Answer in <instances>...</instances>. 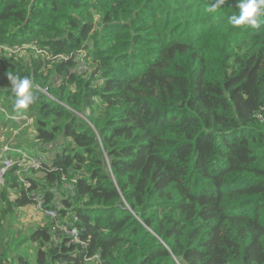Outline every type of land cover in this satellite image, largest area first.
<instances>
[{"label":"trees","instance_id":"obj_1","mask_svg":"<svg viewBox=\"0 0 264 264\" xmlns=\"http://www.w3.org/2000/svg\"><path fill=\"white\" fill-rule=\"evenodd\" d=\"M213 3L0 0V130L32 119L12 148L49 160L30 187L17 163L4 175L0 264H31L28 242L35 264H264V25ZM6 73L34 83L27 109ZM30 191L61 200L87 246H54L51 221L18 238L5 221Z\"/></svg>","mask_w":264,"mask_h":264},{"label":"built area","instance_id":"obj_2","mask_svg":"<svg viewBox=\"0 0 264 264\" xmlns=\"http://www.w3.org/2000/svg\"><path fill=\"white\" fill-rule=\"evenodd\" d=\"M85 69L86 65L82 60L80 64V70L85 71ZM259 117L261 118V116ZM13 118L19 120L21 118L27 117L21 116ZM11 151L17 152L19 155L14 158L16 161H14V159L5 158L3 167L0 169V179H2V176L4 174H6L8 168L17 163L18 170L16 174L18 175L21 182L26 184L27 187H30L31 184L26 179L25 175L27 176V174L32 170H37L41 167L44 168L46 159L43 155L27 154L23 149L12 148ZM62 180L67 181L68 177L65 174H62ZM77 180V176H74L71 178L70 182L64 185V190L68 192L70 196H75L76 194L75 185L77 183ZM55 190L57 191V193L62 192L61 189L55 188ZM27 195H31L29 197H32L34 205L37 207V209L50 219L52 224V243L54 246H59L62 243H65L66 246H71L73 244H81L84 247L87 246L88 243L82 241L78 227L74 224V222L69 220L70 211L66 209L64 203L61 200H56L51 206H47L44 193H34L30 191ZM85 260L86 262H95L97 264H102V261L98 254H95L93 256L87 254L85 256Z\"/></svg>","mask_w":264,"mask_h":264},{"label":"clouds","instance_id":"obj_3","mask_svg":"<svg viewBox=\"0 0 264 264\" xmlns=\"http://www.w3.org/2000/svg\"><path fill=\"white\" fill-rule=\"evenodd\" d=\"M224 3L225 0H215V3L208 6L206 11L216 13ZM236 7L239 9V15L229 17V23L233 27L250 26L252 29L259 30L264 25V0H237ZM6 75L11 84V91L15 95L14 110L27 109L34 100L32 91L35 87L34 83L27 77L19 78L11 73H6ZM4 175L2 180H4Z\"/></svg>","mask_w":264,"mask_h":264},{"label":"rangeland","instance_id":"obj_4","mask_svg":"<svg viewBox=\"0 0 264 264\" xmlns=\"http://www.w3.org/2000/svg\"><path fill=\"white\" fill-rule=\"evenodd\" d=\"M20 49H22V50L20 51ZM20 49H13V50L8 51V52L11 55H19V56H23V57L27 58V54H25L24 48H20ZM0 109L4 110L2 108V105H0ZM87 121H88V119H87ZM31 124H32V119H30V118L26 119V122H24V124H22L21 128L18 130H14L12 135H9L8 134L9 132L6 129L0 130V158L3 156L2 162H4L5 158H7V155H8L7 152H10L12 150L13 146L11 144H12L13 140L15 141V139H16L15 137L19 133V131L27 129L28 133L33 132L34 129H33V126H31ZM28 136H29V134L23 135L22 139L27 140V138H29ZM25 152L27 154H31V152L26 150V149H25ZM46 154H49V153H46ZM45 157L47 158V155H45ZM14 161H16V160L14 159ZM46 161H49V160H46ZM2 185H4V180L0 179V186H2ZM48 221H50V219L48 217H46L43 213H41L37 209V207L32 204V206L22 207V208L18 209L16 211V217L15 218L13 216L9 217L5 221V225L6 226L11 225V229L14 230L13 226L16 224L19 227V229L14 230V231H19V233H18L19 237L18 238H20L21 236L27 235L31 230H35L39 226L46 225V223ZM15 238H16V236H15ZM37 245L38 244H36V243H29V242L26 245V247L29 249V252H30L31 264H35V252L37 249Z\"/></svg>","mask_w":264,"mask_h":264}]
</instances>
